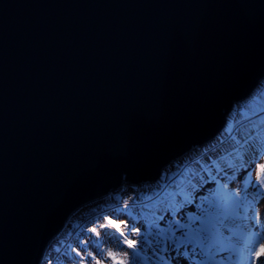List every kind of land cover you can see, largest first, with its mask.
Returning <instances> with one entry per match:
<instances>
[{
  "label": "water",
  "instance_id": "obj_1",
  "mask_svg": "<svg viewBox=\"0 0 264 264\" xmlns=\"http://www.w3.org/2000/svg\"><path fill=\"white\" fill-rule=\"evenodd\" d=\"M263 82L264 0H0V264L211 145Z\"/></svg>",
  "mask_w": 264,
  "mask_h": 264
},
{
  "label": "snow or ice",
  "instance_id": "obj_2",
  "mask_svg": "<svg viewBox=\"0 0 264 264\" xmlns=\"http://www.w3.org/2000/svg\"><path fill=\"white\" fill-rule=\"evenodd\" d=\"M240 106L237 101L233 110ZM233 130L234 125L226 121L220 134L232 135ZM232 139L233 150L219 159H210L206 150L196 159L194 148L203 145H193L160 161L152 174L132 183L130 187L135 195L122 205L111 204L97 211L94 219L88 218L85 222L84 217L74 214L75 222L69 223L75 238L60 233L56 241L63 247H55V252H62L69 264L73 261L85 264L89 258L95 259L89 251L93 246L89 241L94 238L88 234L100 236L92 225L107 217L103 227L113 226L120 231L131 255L138 256L143 250L141 245L146 247L151 252L149 264H246L247 253L255 243L252 237H260L264 232V211H257L264 204V164L255 163L258 157L264 156V148L250 143L252 137L243 143L236 136ZM123 173L127 182L129 174ZM134 210H138L136 216H133ZM110 212L130 217L132 224L127 220L122 224L137 239H130ZM60 236L67 237L69 242L65 243ZM257 249L264 250V244L257 245ZM95 251H100L99 241H95ZM108 255L116 259L115 254ZM261 255L264 251L256 259ZM123 256L126 258L119 264H133L129 253ZM37 264H52L51 253L42 250ZM95 264L102 261L96 259Z\"/></svg>",
  "mask_w": 264,
  "mask_h": 264
},
{
  "label": "rangeland",
  "instance_id": "obj_3",
  "mask_svg": "<svg viewBox=\"0 0 264 264\" xmlns=\"http://www.w3.org/2000/svg\"><path fill=\"white\" fill-rule=\"evenodd\" d=\"M240 108L232 109L230 114L227 116L226 121L231 122L234 125V130L232 135L228 133H223V135H218L219 142L216 145L207 146L204 148H200L197 152L196 159H199L201 155L204 154L205 150L207 151V156L210 159H219L221 156L227 155L229 152L233 150V146L235 141H233L232 136H236L241 140V143L244 140L248 139V137H252L250 143H255L256 147L264 148V82L257 88L254 96L240 103ZM257 165L264 164V156L258 157L255 160ZM255 171V170H254ZM132 195H135L134 192H127L124 195L121 193H114L109 196L111 199L108 202H100L97 205L89 207L85 209L79 216L85 218V222H87L88 218L94 219L97 211L109 207L111 204H121L127 202ZM119 196L121 198L120 202L114 203L115 197ZM138 210L133 211V216L137 215ZM257 211H264V204H261ZM111 218L118 224H121V230L125 232V234L130 239H137L135 235L132 233L131 229L123 226L122 221L127 220L128 224H132V219L130 217H121L117 213H109ZM75 222V219L72 220ZM107 224V217L101 219L96 224H93V227H96L98 231L101 233L100 236L96 237L94 233H89L88 235L93 237V240H90L89 243L93 246L89 249V251L93 252V256L95 259L89 258L88 261H85V264H95V260L99 259L102 261V264H119L121 259H125L123 256L124 253H129L132 261H134V255H131V250L127 248L122 240V236L120 235V231H118L115 227L109 226L107 228L103 227V225ZM110 229V230H108ZM69 237L72 239L75 238V234L73 232L71 224L68 226L65 231ZM121 237H120V236ZM61 239L65 240V243H68L69 240L65 236H61ZM252 239L255 243L252 244V251L248 252V260L246 264H264V255L260 256V259L257 260V255H260V250L258 251L257 245L264 244V232L260 233V237L253 236ZM95 241H99L100 243V251L97 253L95 251ZM55 247H63L62 245L57 244L55 241L52 244V247L49 248V252L51 253L52 264H69L68 258L63 256V253H56ZM144 253L151 252L147 250L146 247L141 245ZM109 252L115 254L116 259L114 260L108 254ZM71 256H75V253H71ZM59 257V259H57ZM79 257H76V260H79ZM73 264L75 262L73 261Z\"/></svg>",
  "mask_w": 264,
  "mask_h": 264
},
{
  "label": "trees",
  "instance_id": "obj_4",
  "mask_svg": "<svg viewBox=\"0 0 264 264\" xmlns=\"http://www.w3.org/2000/svg\"><path fill=\"white\" fill-rule=\"evenodd\" d=\"M110 230V229H108ZM120 236V235H119ZM121 237V236H120ZM123 240V236L121 237ZM151 255L149 253H144L143 251H139V255H134L133 264H149L148 257Z\"/></svg>",
  "mask_w": 264,
  "mask_h": 264
},
{
  "label": "bare ground",
  "instance_id": "obj_5",
  "mask_svg": "<svg viewBox=\"0 0 264 264\" xmlns=\"http://www.w3.org/2000/svg\"><path fill=\"white\" fill-rule=\"evenodd\" d=\"M220 135H223V134H220ZM218 142H219V139H216V140H214V141L211 143V145H209V146L216 145Z\"/></svg>",
  "mask_w": 264,
  "mask_h": 264
}]
</instances>
